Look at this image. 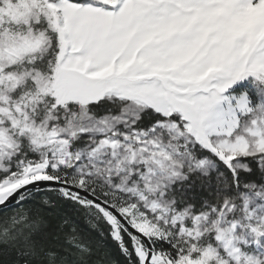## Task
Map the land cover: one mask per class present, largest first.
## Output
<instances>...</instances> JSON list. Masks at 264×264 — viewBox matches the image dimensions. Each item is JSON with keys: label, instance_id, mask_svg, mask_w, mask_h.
I'll return each mask as SVG.
<instances>
[{"label": "snow or ice", "instance_id": "1", "mask_svg": "<svg viewBox=\"0 0 264 264\" xmlns=\"http://www.w3.org/2000/svg\"><path fill=\"white\" fill-rule=\"evenodd\" d=\"M0 264H264V0H0Z\"/></svg>", "mask_w": 264, "mask_h": 264}, {"label": "trees", "instance_id": "2", "mask_svg": "<svg viewBox=\"0 0 264 264\" xmlns=\"http://www.w3.org/2000/svg\"><path fill=\"white\" fill-rule=\"evenodd\" d=\"M81 225L84 226V221H83V219L81 220Z\"/></svg>", "mask_w": 264, "mask_h": 264}]
</instances>
